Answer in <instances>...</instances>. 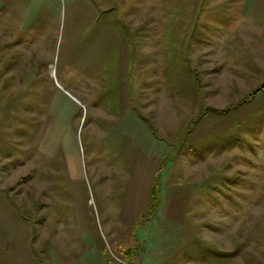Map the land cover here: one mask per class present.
I'll return each instance as SVG.
<instances>
[{
    "label": "rangeland",
    "instance_id": "374dc122",
    "mask_svg": "<svg viewBox=\"0 0 264 264\" xmlns=\"http://www.w3.org/2000/svg\"><path fill=\"white\" fill-rule=\"evenodd\" d=\"M0 264H264V0H0Z\"/></svg>",
    "mask_w": 264,
    "mask_h": 264
},
{
    "label": "trees",
    "instance_id": "16d2710c",
    "mask_svg": "<svg viewBox=\"0 0 264 264\" xmlns=\"http://www.w3.org/2000/svg\"><path fill=\"white\" fill-rule=\"evenodd\" d=\"M155 196L153 195V198H154ZM153 207H154V202H153V199H152V201H151V204H150V211L152 210L153 211Z\"/></svg>",
    "mask_w": 264,
    "mask_h": 264
}]
</instances>
